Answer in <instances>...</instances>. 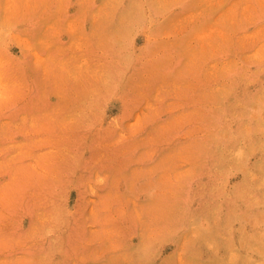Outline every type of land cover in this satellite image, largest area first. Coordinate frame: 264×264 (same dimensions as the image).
<instances>
[{"label":"rangeland","instance_id":"rangeland-1","mask_svg":"<svg viewBox=\"0 0 264 264\" xmlns=\"http://www.w3.org/2000/svg\"><path fill=\"white\" fill-rule=\"evenodd\" d=\"M0 264H264V0H0Z\"/></svg>","mask_w":264,"mask_h":264}]
</instances>
